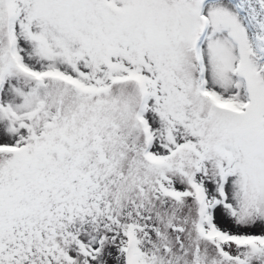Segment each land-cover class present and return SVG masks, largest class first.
<instances>
[{
  "label": "snow or ice",
  "instance_id": "snow-or-ice-1",
  "mask_svg": "<svg viewBox=\"0 0 264 264\" xmlns=\"http://www.w3.org/2000/svg\"><path fill=\"white\" fill-rule=\"evenodd\" d=\"M0 264H264V0H0Z\"/></svg>",
  "mask_w": 264,
  "mask_h": 264
}]
</instances>
